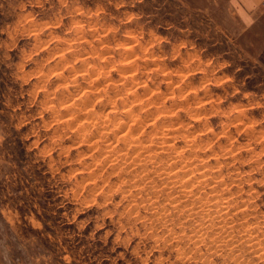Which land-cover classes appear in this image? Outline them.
<instances>
[{
  "label": "rangeland",
  "instance_id": "374dc122",
  "mask_svg": "<svg viewBox=\"0 0 264 264\" xmlns=\"http://www.w3.org/2000/svg\"><path fill=\"white\" fill-rule=\"evenodd\" d=\"M251 235L264 0H0V264H264Z\"/></svg>",
  "mask_w": 264,
  "mask_h": 264
},
{
  "label": "bare ground",
  "instance_id": "6f19581e",
  "mask_svg": "<svg viewBox=\"0 0 264 264\" xmlns=\"http://www.w3.org/2000/svg\"><path fill=\"white\" fill-rule=\"evenodd\" d=\"M96 53H97V52H96ZM126 53H127V52H126ZM58 54H59V53H58ZM123 55H124V54H123ZM134 55H135V54H134ZM54 57H55V56H54ZM127 57H128V56H127ZM79 58H80V57H79ZM128 58H129V57H128ZM127 60H129V59H127ZM79 61H80V60H79ZM125 61H126V60H125ZM122 62H123V61H122ZM126 70H127V69H126ZM132 70H133V69H132ZM61 71H62V70H61ZM109 71H110V70H109ZM128 71H129V70H128ZM82 72H83V71H82ZM129 73H130V72H129ZM95 74H96V73H95ZM93 75H94V74H93ZM100 75H101V74H100ZM124 75H125V74H124ZM125 76H126V75H125ZM185 76H186V75H185ZM161 77H162V76H161ZM167 78H168V77H167ZM137 80H138V79H137ZM162 80H163V79H162ZM135 81H136V80H135ZM137 82H139V81H137ZM63 83H64V82H63ZM142 83H143V82H142ZM100 85H101V84H100ZM138 85H139V84H138ZM141 85H142V84H141ZM58 87H59V86H58ZM136 87H137V86H136ZM136 87H135V88H136ZM150 90H151V89H150ZM150 90H149V91H150ZM119 93H120V92H119ZM128 94H129V93H128ZM120 95H121V94H120ZM161 95H162V94H161ZM87 96H88V95H87ZM148 96H149V95H148ZM148 96H147V97H148ZM124 99H125V98H124ZM124 101H125V100H124ZM204 101H205V100H204ZM104 102H105V101H104ZM162 103H163V102H162ZM126 104H127V103H126ZM136 104H137V103H136ZM139 104H140V103H139ZM141 104H142V103H141ZM95 105H96V104H95ZM124 106H125V105H124ZM200 106H201V105H200ZM125 107H126V106H125ZM125 107H124V108H125ZM127 107H128V106H127ZM127 107H126V108H127ZM136 107H137V106H136ZM212 107H213V106H212ZM137 108H139V107H137ZM123 110H124V109H123ZM126 110H127V109H126ZM67 111H68V110H67ZM67 111H66V112H67ZM62 112H63V111H62ZM98 112H99V111H98ZM172 112H173V111H172ZM78 113H79V112H78ZM102 113H103V112H102ZM104 113H105V112H104ZM104 113H103V114H104ZM117 113H118V112H117ZM123 113H124V112H123ZM165 113H166V112H165ZM57 114H58V113H57ZM106 114H107V112H106ZM133 114H135V113H133ZM136 114H138V113H136ZM163 114H164V113H163ZM81 115H82V114H81ZM124 115H125V114H124ZM131 115H132V114H131ZM70 116H71V115H70ZM70 116H69V117H70ZM99 116H100V115H99ZM133 116H134V115H133ZM80 117H82V116H80ZM80 117H79V118H80ZM103 117H104V116H103ZM105 117H106V116H105ZM129 117H130V116H129ZM204 117H205V116H204ZM207 117H208V116H207ZM106 118H107V117H106ZM111 118H112V117H111ZM115 118H116V117H115ZM138 118H139V117H138ZM55 119H56V118H55ZM82 119H83V118H82ZM100 119H101V118H100ZM102 119H103V118H102ZM112 119H113V118H112ZM122 119H123V118H122ZM80 120H81V119H80ZM137 120H138V119H137ZM157 120H158V119H157ZM58 121H59V120H58ZM143 121H144V120H143ZM146 121H148V120H146ZM182 122H183V121H182ZM138 123H139V122H138ZM85 124H86V123H85ZM133 124H134V123H133ZM71 126H72V125H71ZM103 126H104V125H103ZM135 126H136V125H135ZM73 127H75V126H73ZM86 127H87V126H86ZM92 127H93V126H92ZM110 127H111V126H110ZM70 128H71V127H70ZM84 128H85V127H84ZM113 128H115V127H113ZM113 128H112V129H113ZM86 129H87V128H86ZM104 129H105V128H104ZM186 130H187V129H186ZM186 130H185V131H186ZM88 131H90V130H88ZM88 131H87V132H88ZM110 131H111V130H110ZM141 132H142V131H141ZM88 133H89V132H88ZM99 133H100V131H99ZM122 133H123V132H122ZM143 133H144V132H143ZM95 134H96V133H95ZM149 134H152V133H149ZM160 134L163 135V136H166V135H167V133L164 132L162 129H161V131H160ZM182 134H184V133H182ZM198 134H199V133H198ZM93 135H94V132H93ZM100 135H101V133H100ZM167 136H168V135H167ZM175 136H176V135H175ZM94 137H95V136H94ZM152 137H154V136L152 135ZM131 138H134V135H133ZM149 138H150V137H149ZM158 138H159V137H158ZM196 138H197V137H196ZM171 139H172V138H171ZM149 140H150V139H149ZM151 140H153V138H152ZM154 140H155V138H154ZM168 140H169V139H168ZM172 140H173V139H172ZM89 141H90V140H89ZM90 142H91V141H90ZM150 142H151V141H150ZM171 142H172V141H171ZM173 142H174V141H173ZM173 142H172V143H173ZM130 143H131V142H130ZM128 145H129V144H128ZM97 146H98V145H97ZM131 146H132V145H131ZM99 147H100V145H99ZM136 147H138V145H136ZM197 147H198V146H197ZM128 149H129V148H128ZM152 149H153V147H152ZM160 149H161V148H160ZM162 149H163V148H162ZM170 149H171V148H170ZM177 149H178V148H176V150H177ZM137 150H138V148H136V149L134 150V153L137 152ZM178 150H180V149H178ZM181 150H182V148H181ZM139 151H140V150H139ZM149 151H150V150H149ZM165 151H166V150H165ZM167 151H168V150H167ZM150 152H151V151H150ZM159 152H160V151H159ZM221 152H222V151H221ZM223 152H224V151H223ZM223 152H222V153H223ZM110 153H111V152H110ZM128 153H130V151H127L126 155H129ZM147 153H148V152H147ZM147 153H145V154H147ZM156 153H158V152H156ZM156 153H155V154H156ZM180 153H181V152H180ZM113 154H114V153H113ZM151 154H152V153H151ZM121 155H122V154H121ZM171 155H172V154H171ZM139 156H140V155H139ZM143 156H144V155H143ZM157 156H158V155H156V157H157ZM123 157H124V156H123ZM130 157H131V156H130ZM151 157H152V156H151ZM153 157L155 158V156H153ZM153 157H152V158H153ZM158 157H159V156H158ZM180 157H181V156H180ZM205 157H206V156H205ZM114 158H115V157H114ZM131 158H132V157H131ZM138 158H139V157H138ZM149 158H150V157H149ZM201 158H202V157H201ZM118 159H119V158H118ZM147 159H148V158H147ZM155 159H156V158H155ZM155 159H153V160L155 161ZM157 159H158V158H157ZM157 159H156V160H157ZM140 160H141V159H140ZM191 160H192V159H191ZM204 160H205V159H204ZM163 161H164V160H163ZM184 161H185V160H184ZM156 162H157V161H156ZM201 162H202V161H201ZM94 163H95V162H94ZM142 163H143V162H142ZM146 163H147V162H146ZM167 163H168V162H167ZM176 163H177V162H176ZM147 164H148V163H147ZM96 165H97V164H96ZM156 165H157V164H156ZM168 165H169V164H168ZM184 165H185V164H184ZM175 166H178V165H175ZM188 166H189V165H188ZM192 166H193V165H192ZM132 167H133V166H132ZM136 167H137V166H136ZM104 168H105V167H104ZM177 168H178V167H176V169H177ZM217 168H218V167H217ZM129 169H130V168H129ZM157 169H158V168H157ZM157 169H156V170H157ZM163 169H166V168H163ZM187 169H188V167H187ZM153 170H154V169H153ZM171 170H175V168L172 169V167H171ZM171 170H169V171H171ZM182 170H183V169H182ZM184 170H186V169H184ZM202 170H203V169H202ZM219 170H220V169H219ZM137 171H138V170H137ZM143 171H145V170H143ZM143 171H142V172H143ZM169 171H166V173H164V172H165V171H164L162 174H165V176H167L166 174H167ZM175 171H176V170H175ZM180 171H181V170H180ZM171 172H172V171H171ZM176 172H177V171H176ZM178 172H179V171H178ZM181 173H183V172H181ZM191 173H192V172H191ZM160 174H161V173H160ZM189 174H190V173H189ZM192 174H193V173H192ZM170 175H171V173H170ZM175 175H176V173H175ZM180 175H181V174H180ZM184 175H185V174H184ZM160 176H162V175H160ZM175 177H177V175H176ZM121 178H122V176H121ZM162 178H163V177H162ZM185 179H186V178H185ZM122 180H123V178H122ZM173 180H174V179H173ZM175 180H176V178H175ZM186 180H187V179H186ZM90 181H91V180H90ZM164 182H165V181H164ZM173 182H174V181H173ZM184 182H185V181H184ZM119 183H122V182H119ZM143 184H144V183H143ZM167 184H168V183H167ZM118 185H119V184H118ZM169 185H170V184H169ZM175 185H176V184H175ZM178 185H179V184H178ZM176 186H177V185H176ZM189 186L191 187V185H189ZM189 186H188V187H189ZM94 187H95V186H94ZM101 187H102V186H101ZM162 187H163V185H162ZM173 187H174V185H173ZM188 187H187V188H188ZM177 188H179V186H178ZM100 189H101V188H100ZM131 189H132V188H131ZM174 189H175V188H174ZM180 189H181V188H180ZM190 189H191V188H190ZM192 189H193V188H192ZM186 190H187V189H186ZM188 190H189V189H188ZM204 190H205V189H204ZM176 191H177V190H176ZM141 192H142V191H141ZM179 192H180V191H179ZM201 192H202V191H201ZM127 193H128V191H127ZM183 193H185V191H183ZM212 194H213V193H212ZM176 196H177V195H176ZM179 196H180V194H179ZM179 196H178V198H179ZM191 197H192V196H191ZM194 197H195V196H194ZM208 197H210V196H208ZM167 198H168V196H167ZM229 199H230V198H229ZM172 201H174V199H173ZM182 201H183V200H182ZM157 202H158V201H157ZM167 202H168V200H167ZM194 202H195V201H194ZM214 202H215V201H214ZM225 202H226V201H225ZM166 204H167V203H166ZM176 204H179V203H177V201H176ZM183 204H184V202H183ZM158 205H160V204L158 203ZM158 205H157V206H158ZM161 205H162V204H161ZM161 205H160V206H161ZM167 205H168V204H167ZM174 205H175V204H174ZM191 205H192V204H191ZM223 205H224V204H223ZM164 207H165V206H164ZM164 207L162 206L161 209L164 210ZM166 207H167V206H166ZM170 207H171V206H170ZM172 207H175V206H172ZM172 207H171V208H172ZM177 207H178V206H176V208H177ZM199 207L204 208L205 206H204V204L202 203V204L199 205ZM156 208H157V207H156ZM186 208H187V207H186ZM156 210H157V209H156ZM178 210H179V209H178ZM178 210H177V211H178ZM199 210H200V209H199ZM165 211H166V209H165ZM169 211H170V210H169ZM227 211H228V210H227ZM162 212H163V211H162ZM179 212H181V211H179ZM196 212H197V211H196ZM204 212H205V211H204ZM222 212H223V211H222ZM168 213H169V212H168ZM184 214H185V213H184ZM228 217H229V216H228ZM221 218H222V217H221ZM223 219H224V218H223ZM240 221H241V220H240ZM222 225H223V223H222ZM219 226H220V225H219ZM221 233H222V232H221ZM165 235H166V234H165ZM172 236H173V235H172ZM253 236H254V235H251V238H250L249 240H247V239H245V240L248 241V242H249V241H253V242H255V243L252 245V247H253V246H256V252L258 253V251H257V249H258L257 246L259 245L258 247H259V248L261 247V249H262V248H264V243H263L260 239H258V238H256V237H253ZM204 237H205V236H204ZM243 237H244V236H243ZM210 238H211V237H210ZM253 242H252V243H253ZM252 243H251V244H252ZM262 243H263V244H262ZM200 244H201V243H200ZM172 252H173V251H172ZM260 252H261V251H260ZM257 253H256V254H257ZM261 253H262V252H261ZM262 255H264V254H262ZM260 262H261V261H260Z\"/></svg>",
  "mask_w": 264,
  "mask_h": 264
}]
</instances>
